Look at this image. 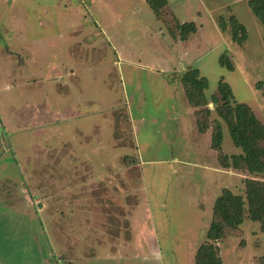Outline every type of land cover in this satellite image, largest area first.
<instances>
[{"label":"rangeland","instance_id":"obj_1","mask_svg":"<svg viewBox=\"0 0 264 264\" xmlns=\"http://www.w3.org/2000/svg\"><path fill=\"white\" fill-rule=\"evenodd\" d=\"M249 1L167 0L157 15L146 0H0V264H196L223 190L264 181L221 164L242 152L218 112L222 79L264 123V25ZM190 69L209 105L190 106ZM214 243L224 264H264L247 216Z\"/></svg>","mask_w":264,"mask_h":264},{"label":"trees","instance_id":"obj_2","mask_svg":"<svg viewBox=\"0 0 264 264\" xmlns=\"http://www.w3.org/2000/svg\"><path fill=\"white\" fill-rule=\"evenodd\" d=\"M151 9L158 15L167 6V0H146ZM249 5L256 17L264 25V0H250ZM234 40L242 44L247 34V28L236 19L232 20ZM226 29V24H223ZM182 39L197 32L198 27L193 23H184L179 26ZM240 33L243 35L240 36ZM221 64L229 70L234 66L226 56H222ZM190 106L198 108L209 105L205 91L208 89V80L201 76L199 69L187 70L181 77ZM218 92L226 101L218 108L220 117L229 124L232 141L242 150L239 154L225 155L221 164L224 168H234L248 172L252 177L260 176L264 179V123L257 117L253 109L245 104L235 102L232 89L224 79L220 81ZM212 103L218 104L220 99L212 96ZM210 114V110H207ZM201 132L206 131L207 125L199 123ZM224 141L223 128L220 122L215 125L212 133V149L222 151ZM243 195H236L229 189H224L216 199L213 208V221L207 232V242L197 251L196 264H224L220 257V250L214 242L221 241L227 230L235 231L245 221L246 216L255 222L261 223L264 229V181L245 179Z\"/></svg>","mask_w":264,"mask_h":264},{"label":"crops","instance_id":"obj_3","mask_svg":"<svg viewBox=\"0 0 264 264\" xmlns=\"http://www.w3.org/2000/svg\"><path fill=\"white\" fill-rule=\"evenodd\" d=\"M66 40L67 39H63V41H62V43H63V47L61 48V50H59L62 54H63V56L64 57H66V58H69V57H71V54H70V51H71V47H69L70 45H67V43H66ZM82 40V39H81ZM45 47L47 48V50H46V52H44V55H48V53L49 54H52V52L54 51V50H56L57 48H59L60 46H59V44L57 45V46H55L54 47V45H50L49 47H47L46 46V44H45ZM36 51H39V49L36 47ZM72 53H73V51H72ZM45 56V57H46ZM50 81H51V79H49ZM53 88H54V90H56V88H59L60 89V87H59V83L57 82L56 84L54 83V86H53ZM52 93H53V91H52ZM51 107L52 108H54L53 107V104L51 103ZM50 113H52V112H50ZM55 123V121H50V122H48V123H44V124H46V125H48L49 127L48 128H52L53 126H52V124H54ZM10 151V150H9ZM9 151H6L5 153H8L9 154ZM2 152L3 151H1V157H0V160L2 159V157H4L6 154H2ZM16 161L14 160V163H15ZM9 179L11 180V183H13V182H15V181H12V179H13V177H11V176H9ZM8 179V180H9ZM8 180H6V178H5V181H8Z\"/></svg>","mask_w":264,"mask_h":264}]
</instances>
